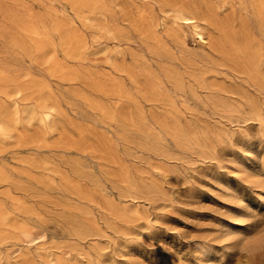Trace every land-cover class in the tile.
I'll use <instances>...</instances> for the list:
<instances>
[{"label": "rangeland", "instance_id": "374dc122", "mask_svg": "<svg viewBox=\"0 0 264 264\" xmlns=\"http://www.w3.org/2000/svg\"><path fill=\"white\" fill-rule=\"evenodd\" d=\"M211 1L262 46L264 76L249 0ZM157 2L0 0V113L17 121L0 137V264H264V84L190 34L187 58L138 35V10L170 22Z\"/></svg>", "mask_w": 264, "mask_h": 264}, {"label": "bare ground", "instance_id": "6f19581e", "mask_svg": "<svg viewBox=\"0 0 264 264\" xmlns=\"http://www.w3.org/2000/svg\"><path fill=\"white\" fill-rule=\"evenodd\" d=\"M138 1V0H137ZM148 1L150 4H155L157 0H140ZM166 10L163 13L167 14V18L170 22L159 21L154 19L150 12L147 10L137 11L138 23L135 26L140 36L143 35L148 41H152L156 47L164 54L171 55L177 51L181 52L184 57H189L191 54L187 50V37L190 34L194 40H197L200 44H208L210 46L212 53L209 57L213 55H218L219 57L232 62L234 65L239 66L240 75H245L249 79L253 80L254 83L259 85L264 84V76L261 73V58H262V46L259 45L247 32L242 36L238 35L236 31L233 30V25L230 21L221 23L219 21V16L223 7L216 6L211 0H162ZM250 7L253 8L255 12V18L260 23L261 27H264V0H249ZM117 3V2H116ZM159 3V2H157ZM119 4V3H118ZM160 4V3H159ZM99 5V4H98ZM124 5V4H123ZM136 5V4H135ZM158 5V4H157ZM73 6V4H72ZM84 7V6H82ZM153 7V6H152ZM162 7V6H161ZM109 8V7H108ZM111 8V7H110ZM145 8V7H144ZM233 8V7H232ZM72 10V9H71ZM70 10V11H71ZM78 11V10H77ZM152 12V11H151ZM235 11H233L234 13ZM128 13V12H127ZM62 14V13H61ZM82 14V13H81ZM111 14V13H110ZM114 14V13H113ZM227 14V13H226ZM240 14V13H239ZM129 15V14H128ZM62 17V16H61ZM131 17V16H130ZM240 17V15H239ZM238 17V18H239ZM53 18V17H52ZM133 18V17H132ZM241 18V17H240ZM126 19V18H125ZM159 19V18H158ZM54 20H56L54 18ZM123 20V19H122ZM127 20V19H126ZM125 20V22H127ZM133 20V19H132ZM241 20V19H240ZM239 21V20H238ZM135 22V21H134ZM242 22V21H241ZM136 23V22H135ZM235 23V22H234ZM61 24V23H60ZM242 24V23H241ZM21 25H23L21 23ZM38 25V24H37ZM63 25V23H62ZM132 25V24H131ZM30 26V24H29ZM34 26V25H33ZM66 26V25H65ZM31 27V26H30ZM54 27V26H53ZM64 27V25H63ZM78 27V26H77ZM29 28V27H28ZM116 28V27H115ZM67 30V29H66ZM104 30V29H103ZM110 30V29H109ZM134 30V29H133ZM214 30H218L220 35L217 37L212 33ZM92 31V30H91ZM71 32V31H70ZM122 32V31H121ZM120 32V33H121ZM124 32V31H123ZM136 32V31H135ZM28 33V32H27ZM68 34V33H67ZM100 34V33H99ZM35 36V35H34ZM44 36V35H43ZM65 36V35H64ZM129 36V35H128ZM66 37V36H65ZM79 37V36H78ZM126 37V36H125ZM142 37V36H141ZM62 38V37H61ZM110 38V37H109ZM38 39V38H37ZM145 39V40H146ZM41 41V40H40ZM258 41V40H257ZM16 42V41H15ZM36 43V41H35ZM40 43V42H39ZM52 43V42H51ZM71 43V42H69ZM132 43V42H131ZM61 44V43H60ZM22 45V44H21ZM37 45V44H36ZM56 45V44H55ZM215 45V47H214ZM43 47V45H41ZM78 47V45H77ZM25 48V47H22ZM30 48V47H29ZM73 48V46L71 47ZM75 48V47H74ZM209 48V50H210ZM40 49V48H39ZM79 50V47H78ZM158 50V51H159ZM210 50V51H211ZM23 51V50H22ZM25 51V50H24ZM42 51V50H41ZM44 51V50H43ZM46 51V50H45ZM68 51V49H67ZM65 51V52H67ZM73 52L76 51L72 50ZM153 52V50H152ZM36 53V52H35ZM44 53V52H43ZM63 53V52H62ZM137 53V52H136ZM151 54V53H150ZM156 54V53H155ZM68 55V54H67ZM75 55H78L75 53ZM74 55V56H75ZM85 57V56H84ZM160 57V56H159ZM162 57V56H161ZM49 58V57H47ZM74 58V57H73ZM76 58V57H75ZM167 58V57H166ZM194 58V57H193ZM214 58V57H213ZM165 59V58H163ZM184 59V58H183ZM45 60V59H44ZM143 60V59H142ZM187 60V59H186ZM47 62V61H46ZM146 62V61H145ZM174 62V61H173ZM39 63V62H38ZM179 63V62H178ZM59 64L55 63L54 67L57 68ZM111 65V63H110ZM60 66V65H59ZM112 66V65H111ZM53 67V68H54ZM62 67V66H61ZM60 67V68H61ZM75 67V66H74ZM168 67V66H167ZM218 67V66H217ZM166 68V67H165ZM172 68V67H171ZM200 68V67H199ZM169 69V68H168ZM223 69V68H222ZM57 70V69H56ZM152 70V69H151ZM76 71V70H75ZM164 71V70H163ZM191 71V70H189ZM59 72L60 69H59ZM51 73V72H50ZM69 73V72H68ZM165 73V72H164ZM218 73V72H216ZM237 73V72H236ZM73 74V73H72ZM82 74V73H81ZM108 74V73H107ZM148 74V73H147ZM74 75V74H73ZM77 75V73H76ZM129 75V74H127ZM168 75V79L172 80L176 85L182 86L183 78L176 71H168L165 73ZM82 77V76H81ZM100 77V76H99ZM63 78V77H62ZM84 78V77H83ZM108 78V77H107ZM237 78V77H236ZM114 79V78H113ZM167 79V80H168ZM38 80V79H35ZM42 80V79H41ZM156 80V79H155ZM168 80V81H170ZM242 80V79H241ZM109 81V80H108ZM157 81V80H156ZM244 81V80H243ZM29 82V81H28ZM40 82V81H39ZM47 82V81H46ZM138 82V81H137ZM158 82V81H157ZM3 83V82H2ZM20 83V82H19ZM48 83V82H47ZM113 83V82H111ZM110 85L112 86V84ZM125 83V82H124ZM159 83V82H158ZM118 84H121L118 82ZM112 87L121 88L122 86ZM160 84V83H159ZM125 85V84H124ZM185 85V83H184ZM255 85V84H254ZM16 86V85H15ZM42 86V85H41ZM114 86V85H113ZM157 86V85H156ZM164 86V85H163ZM21 87V86H20ZM33 87V86H32ZM184 87V86H183ZM24 88V87H23ZM42 88V87H41ZM76 88V87H75ZM119 88V89H120ZM125 88V87H122ZM181 88V87H180ZM263 88V87H262ZM2 89V88H1ZM72 89V88H71ZM80 89V88H79ZM101 89V88H100ZM112 89V90H113ZM166 89V88H165ZM203 89V88H202ZM244 89V88H243ZM8 90V88H7ZM37 90V89H36ZM116 89L113 91L115 92ZM146 90V89H144ZM192 90V89H191ZM3 91V90H1ZM9 91V90H8ZM47 91V90H44ZM112 91V92H113ZM154 91V90H153ZM113 92V93H114ZM120 93V91H118ZM156 92V91H154ZM207 92V91H206ZM3 92H1L2 94ZM18 93H22L18 90ZM118 93V96H119ZM123 93V90H122ZM148 93V92H146ZM197 93V92H196ZM21 95V94H19ZM32 95V94H31ZM117 95V94H115ZM158 95V94H157ZM84 96V95H83ZM126 96V95H125ZM153 96V95H152ZM164 96V95H162ZM161 96V97H162ZM20 97V96H19ZM30 97V96H29ZM165 97V96H164ZM186 97V96H185ZM81 98V97H80ZM31 99V98H30ZM205 99V98H204ZM227 99V98H226ZM159 100V99H158ZM211 100V99H210ZM236 100V99H235ZM156 100H154L155 102ZM173 101V100H171ZM199 101V100H198ZM84 102V101H83ZM161 102V101H160ZM100 103V102H99ZM140 103V102H139ZM163 103V102H162ZM224 106V104H223ZM204 107V106H203ZM175 108V106H174ZM39 111L31 112V114H36L40 124L47 126L55 118L57 109L54 106H40ZM103 108H101L102 110ZM224 109V108H223ZM103 111V110H102ZM18 112V110H17ZM114 112V111H113ZM258 114V113H257ZM16 115V114H15ZM30 115V114H29ZM255 115V113H254ZM258 116V115H257ZM32 117V116H29ZM35 117V115H34ZM107 117V116H106ZM233 118V117H232ZM258 118V117H257ZM170 120V119H169ZM257 121V120H256ZM17 123L16 120H12L6 115L0 113V137L8 136L9 131L13 128L12 123ZM110 122V121H109ZM263 122V121H261ZM167 123V122H166ZM172 124V123H171ZM55 125V124H53ZM52 125V126H53ZM43 126V127H44ZM179 126V125H178ZM263 126V125H262ZM54 127V126H53ZM45 128V127H44ZM136 128V127H135ZM134 128V129H135ZM57 129V127H56ZM126 129V128H125ZM166 129V128H165ZM179 131V130H178ZM174 132V131H173ZM60 133V132H59ZM126 133V132H125ZM104 134V133H103ZM23 136V135H22ZM60 136V135H59ZM228 136V135H227ZM62 137V135L60 136ZM217 137V136H216ZM71 138V137H70ZM128 138V137H127ZM94 139V138H93ZM129 142V141H128ZM101 143V142H100ZM132 143V142H131ZM202 143V142H201ZM130 144V143H129ZM135 144V143H134ZM18 145V144H17ZM68 145V144H67ZM187 145V144H186ZM20 146V145H19ZM45 147V146H44ZM136 148V146H134ZM18 148V147H17ZM46 148V147H45ZM84 150V149H83ZM109 150V149H108ZM252 154V153H251ZM91 156V155H90ZM13 158V157H12ZM17 160V159H16ZM25 162V161H24ZM48 163V162H47ZM38 167V165H37ZM74 167V166H73ZM8 168V167H7ZM9 169V168H8ZM11 169V168H10ZM13 171V170H12ZM22 171V170H21ZM23 174V173H22ZM31 174V173H30ZM32 176V175H31ZM106 176V175H105ZM37 178V177H36ZM84 178V177H83ZM7 176L0 171V181H7ZM52 179V178H51ZM50 179V180H51ZM36 183V182H35ZM34 183V184H35ZM132 186V185H131ZM95 189V188H94ZM7 190V189H6ZM159 190V189H158ZM135 191V190H134ZM139 191V190H138ZM85 195V194H84ZM88 196V195H87ZM50 200V199H49ZM56 201V200H55ZM72 205V204H71ZM113 207V206H112ZM42 208V207H41ZM81 208V207H80ZM89 208V207H88ZM67 209V208H66ZM74 209V207H73ZM72 209V210H73ZM82 209V208H81ZM69 210V209H68ZM86 210V209H85ZM32 212V211H31ZM77 212V211H76ZM75 213V212H74ZM127 213V212H126ZM80 214V212H79ZM30 215V214H29ZM86 215V214H85ZM89 215V214H88ZM128 215V214H127ZM22 216V215H21ZM1 220L7 224L9 215L3 214L0 211ZM88 217V216H86ZM121 217V216H120ZM71 218V217H70ZM83 218V217H82ZM46 219V217H45ZM67 220V219H66ZM126 220V219H125ZM129 220V219H128ZM11 222V221H10ZM58 223V222H57ZM60 225V223H58ZM76 224V223H75ZM5 226V225H4ZM12 227V226H11ZM6 228V227H5ZM80 229V228H79ZM25 230V229H24ZM8 233V232H7ZM5 232V235L7 234ZM26 236L25 233H22ZM74 234V233H73ZM86 234V233H85ZM88 235V234H87ZM75 236V235H74ZM2 232H0V239H2ZM7 237V235H6ZM17 237V236H16ZM3 242V241H2ZM208 247V246H207ZM23 253V252H22ZM1 259V258H0ZM88 261V260H87Z\"/></svg>", "mask_w": 264, "mask_h": 264}]
</instances>
